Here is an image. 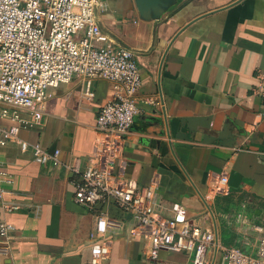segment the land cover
<instances>
[{
	"label": "crops",
	"instance_id": "obj_1",
	"mask_svg": "<svg viewBox=\"0 0 264 264\" xmlns=\"http://www.w3.org/2000/svg\"><path fill=\"white\" fill-rule=\"evenodd\" d=\"M97 4L102 31L135 53L143 78V112L116 172L137 188L158 181L162 214L180 205L192 225L216 234L220 247L255 256V226L264 224V0H178L151 21L141 18L135 0ZM92 91L86 99L78 78L49 89L40 125L19 132L31 145L60 150V166L36 163L32 149L18 144L0 148V172L12 180L0 183V191L19 206L8 212L0 200V221L13 224L16 237L4 251L0 236V264H89L101 209L121 226L102 239L110 247L102 264H193L190 255L169 250L150 260L147 241L129 234L135 223L129 213L112 203L91 210L76 202L77 176L68 166L85 170L96 144L111 139L96 123L112 84L96 80ZM21 115L34 120L28 111ZM188 119L196 120L195 134ZM223 174L226 195L214 191ZM210 255L212 264H226L220 248Z\"/></svg>",
	"mask_w": 264,
	"mask_h": 264
},
{
	"label": "built area",
	"instance_id": "obj_2",
	"mask_svg": "<svg viewBox=\"0 0 264 264\" xmlns=\"http://www.w3.org/2000/svg\"><path fill=\"white\" fill-rule=\"evenodd\" d=\"M97 7V0H0V148L18 144L23 152L32 149L36 163L60 166V150L48 152L39 143L31 145L19 137L20 130L40 125L49 89L78 78L86 99L92 100L93 82L106 80L112 84V97L100 111L96 129L111 139L96 144L85 170L68 166L77 176L76 202L91 210L112 203L129 213L135 222L129 234L147 241L152 261L161 250H169L190 255L193 264H212L210 254L220 248L226 264H264V224L255 226L260 235L255 256L238 247H220L216 234L192 225L182 206L174 205L171 215L158 210V181L137 188L116 172L134 119L143 112L138 100L143 78L135 53L117 46L102 31ZM22 110L34 120L24 119ZM228 181L226 174L221 175L214 191L228 194ZM0 183L12 180L0 172ZM5 194L0 191L3 208L19 210L5 202ZM110 229L121 226L101 209L91 234L89 264H102L109 257L110 247L102 239ZM14 231L13 224L0 221L4 251L16 240Z\"/></svg>",
	"mask_w": 264,
	"mask_h": 264
},
{
	"label": "water",
	"instance_id": "obj_3",
	"mask_svg": "<svg viewBox=\"0 0 264 264\" xmlns=\"http://www.w3.org/2000/svg\"><path fill=\"white\" fill-rule=\"evenodd\" d=\"M178 0H135L136 8L142 19L146 21L159 20L162 16L168 12L172 7L177 4ZM196 120L188 119V128L191 133L195 134L198 129L194 123ZM178 139L189 141L192 139L189 135H178ZM180 144L175 143L172 146H178ZM218 241V239H217ZM218 243V242H217Z\"/></svg>",
	"mask_w": 264,
	"mask_h": 264
}]
</instances>
